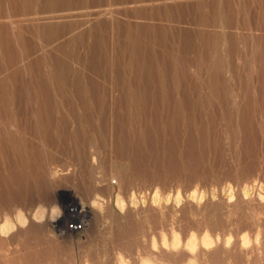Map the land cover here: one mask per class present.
<instances>
[{"label": "rangeland", "instance_id": "374dc122", "mask_svg": "<svg viewBox=\"0 0 264 264\" xmlns=\"http://www.w3.org/2000/svg\"><path fill=\"white\" fill-rule=\"evenodd\" d=\"M0 20V264H264V0H0Z\"/></svg>", "mask_w": 264, "mask_h": 264}, {"label": "bare ground", "instance_id": "6f19581e", "mask_svg": "<svg viewBox=\"0 0 264 264\" xmlns=\"http://www.w3.org/2000/svg\"><path fill=\"white\" fill-rule=\"evenodd\" d=\"M108 9V8H107ZM106 10V9H105ZM89 11V10H88ZM62 14V13H61ZM46 15V14H45ZM41 16V15H40ZM61 16V15H60ZM103 16V15H102ZM25 18V17H24ZM7 20H8V18H7ZM16 20V19H15ZM0 21H2V20H0ZM4 21V20H3ZM2 21V22H3ZM33 21V20H32ZM55 21V20H54ZM14 22V21H13ZM16 23V22H15ZM1 27H3V26H1ZM14 27V26H13ZM16 28V27H15ZM80 30V29H79ZM14 36V35H13ZM2 37V36H1ZM8 37V36H7ZM12 37V36H11ZM10 37V38H11ZM3 42V41H2ZM13 43V42H12ZM9 44H10V42H9ZM8 45V44H7ZM14 45V44H13ZM10 47V46H9ZM5 54V53H4ZM6 66V65H5ZM7 69V68H6ZM65 169V168H64ZM60 170V169H59ZM90 170V169H89ZM55 173V172H54ZM62 173V172H61ZM125 186H129V185H125ZM130 187V186H129ZM92 188V187H91ZM91 191V190H90ZM196 191V190H195ZM247 192V191H246ZM230 193V192H229ZM258 193H259V191H258ZM257 193V194H258ZM189 194V193H188ZM227 194V193H226ZM247 194V193H246ZM260 194V193H259ZM94 195V194H93ZM201 195V194H200ZM243 195H245V194H243ZM262 195V194H261ZM189 196V195H188ZM197 195L195 194V192L194 193H192L191 195H190V197H187V199L189 198H191V201H192V199H194L195 197H196ZM230 196H231V194H230ZM200 197V196H199ZM198 197V199H200ZM260 197V196H259ZM258 197V198H259ZM262 197V196H261ZM261 197H260V199H261ZM155 198V197H154ZM153 198V200H156V201H158L159 199H161V198H159L158 200H157V198L156 199H154ZM164 199H165V197H164ZM167 199V198H166ZM175 199V198H174ZM201 199H202V196H201ZM200 199V200H201ZM100 200H102V199H98L97 197L94 199V200H92L90 203H88L87 205H84V203H82V205H81V209H80V211H79V213L78 212H76V214L78 215V216H82V217H87V213L86 212H88L87 211V208H89V211L90 210H92L93 208H100V206H101V204L103 203V201H101V203L99 202ZM163 200V199H162ZM168 200H169V197H168ZM171 200H173V199H171ZM179 200V199H178ZM177 200V201H178ZM196 200H197V198H196ZM199 200V201H200ZM167 201V200H166ZM177 201H175V206H178L179 204H177L176 205V202ZM194 201V200H193ZM198 201V202H199ZM132 202H133V200H132ZM152 202V204H153V201H151ZM168 202V201H167ZM195 202V201H194ZM201 202V201H200ZM155 204H156V202H154ZM162 203H164V202H162ZM162 203H160V204H162ZM174 203V202H173ZM172 203V204H173ZM180 203V202H179ZM104 204V203H103ZM102 204V205H103ZM117 204L120 206V207H124V202H123V200L120 198V197H118L117 198ZM130 204V203H129ZM154 204V205H155ZM159 204V203H158ZM159 204V205H160ZM200 204V203H199ZM132 206V205H131ZM151 206V205H150ZM156 206V205H155ZM160 207V206H159ZM102 208V207H101ZM161 208V207H160ZM156 209H158V205H157V208ZM97 210V209H96ZM95 210V212L93 211V213H92V220H94V221H96V220H98L99 218H100V212H99V210H97L96 211ZM99 212V213H98ZM104 212V211H103ZM53 214V213H52ZM81 214H83V215H81ZM102 214V213H101ZM34 216H35V214H34ZM33 216V217H34ZM73 216H76V215H74L73 214ZM103 216V215H102ZM101 216V217H102ZM32 217V216H31ZM37 217V216H36ZM17 223L16 224H20V222H21V225H22V222H25V219H22L20 216L19 217H17ZM34 219V218H33ZM48 219V218H47ZM50 220L52 219V222L54 223V224H57V223H59L60 221H62V217L61 216H55V215H53V216H51V218H49ZM105 219V218H104ZM49 220V221H50ZM87 220V219H86ZM16 221V220H15ZM99 221V220H98ZM29 222V221H28ZM94 223V222H93ZM96 223H97V221H96ZM24 224V223H23ZM100 224V223H99ZM7 222H6V224H4V225H2L0 228H1V230H3L4 228H7ZM9 226V225H8ZM130 226V225H129ZM11 228V227H10ZM8 229V228H7ZM4 231V230H3ZM5 232V231H4ZM200 246H201V248L200 249H198V253H200V254H203L202 253V250L203 249H206L211 243H212V240L210 239V237L208 236V235H204V236H202L201 237V239H200ZM180 244V238L177 236V235H173L172 236V239H171V241L169 242V243H166L165 241H163L162 242V244H161V246L162 247H169L170 249H172V250H175L176 248H177V246ZM196 245H197V242H196V238L194 237V236H190L188 239H187V241L185 242V248H187V249H189V251H191V253H193L192 252V250H194V249H196ZM155 245L153 244V247H154ZM162 250V249H161ZM165 250V249H164ZM170 252H172V251H170ZM217 252V251H216ZM228 252V251H227ZM162 253H163V251H162ZM185 253V252H184ZM30 254V253H29ZM177 254V253H176ZM185 254H187V253H185ZM208 255V254H207ZM84 256V255H83ZM93 256V255H92ZM167 256V255H166ZM171 256V255H170ZM21 257V256H20ZM22 257H24V256H22ZM21 257V258H22ZM33 257V256H32ZM31 257V258H32ZM94 257V256H93ZM191 257V256H190ZM198 256H196V258H197ZM204 257V256H203ZM215 257V256H214ZM37 258V257H36ZM167 258H168V256H167ZM178 258V257H177ZM200 259H201V257H199ZM198 258V259H199ZM169 259V258H168ZM180 259V258H179ZM28 260H30V259H28ZM125 260V259H124ZM124 260L122 259V258H118V263L119 264H124ZM178 259H176V261H177ZM53 262V261H52ZM144 262H146V259H143V260H141V264H143ZM179 262V261H178ZM27 263H28V261H27ZM126 263V262H125ZM84 264H89V262L88 261H85L84 262ZM185 264H194V262L193 261H191V260H189L187 263H185Z\"/></svg>", "mask_w": 264, "mask_h": 264}, {"label": "built area", "instance_id": "2783aa9c", "mask_svg": "<svg viewBox=\"0 0 264 264\" xmlns=\"http://www.w3.org/2000/svg\"><path fill=\"white\" fill-rule=\"evenodd\" d=\"M70 211H74L73 214L76 216H74L73 220L68 224L67 230L71 233L80 234L86 226V219L85 217L78 216L75 209H70Z\"/></svg>", "mask_w": 264, "mask_h": 264}]
</instances>
